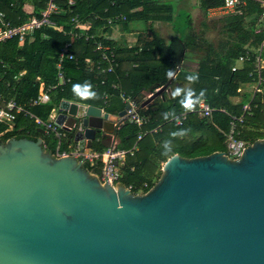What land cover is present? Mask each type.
I'll return each mask as SVG.
<instances>
[{"label": "water", "instance_id": "95a60500", "mask_svg": "<svg viewBox=\"0 0 264 264\" xmlns=\"http://www.w3.org/2000/svg\"><path fill=\"white\" fill-rule=\"evenodd\" d=\"M85 106L63 99L56 122L82 147L111 146L129 105ZM0 264H264V138L236 159L176 153L143 194L43 138L0 142Z\"/></svg>", "mask_w": 264, "mask_h": 264}, {"label": "trees", "instance_id": "16d2710c", "mask_svg": "<svg viewBox=\"0 0 264 264\" xmlns=\"http://www.w3.org/2000/svg\"><path fill=\"white\" fill-rule=\"evenodd\" d=\"M30 2L35 6L34 13H38L45 8L47 0H0V5L8 18L19 24L32 15L25 9L26 3ZM59 3L61 12L53 19L64 26V31L44 28L27 35L23 43H19L18 38L0 41V94L5 99L15 98L42 120H48L63 99L100 105L102 93L107 90L112 95L106 111L118 114L127 104L120 97L121 91L135 98L140 103L141 114L148 117L149 122L140 127L127 121L120 130L118 144L119 148L129 149L137 141L140 130L147 132L138 142V150L127 157L122 168L121 182L132 186L134 192H147L156 183L151 176L159 170L158 163L166 162L176 153L192 158L226 151V137L214 123L228 131L230 115L242 114L243 105L248 101L252 103V111L240 124L239 137L249 144L264 138V67L260 91L254 96L248 88L247 91L243 89L254 85L258 78L255 52L249 61L233 70L246 45L256 49L264 42V27L259 21L264 7L260 0H248L233 13L213 17L210 10L222 7L224 0H198L202 15L198 26L191 10L182 5L183 0H79L75 5L60 0ZM77 14L92 21L95 27L107 25L106 19L118 14L126 17L125 27L136 19L150 21V27L142 34L140 47L116 50L118 65L107 74L90 70L89 60H98L101 55L95 49V40L75 39L71 50L77 60L66 59L64 62L71 82L53 91L50 102L31 105L30 101L39 93L41 81L48 85L57 83L59 50L72 40L69 23ZM94 14L100 18L95 19ZM154 21L171 23L174 35L169 40L161 37L152 30ZM213 32H216L215 38L210 37ZM91 33L98 34V31L94 28ZM110 45L115 47L116 43L110 41ZM262 57L264 59V48ZM187 58L199 60L196 71L183 68ZM192 76L196 78L190 79ZM165 85L167 88L160 96L146 107L142 106L147 93H155ZM236 97L242 98L235 103L232 99ZM198 99L223 107L230 115L215 111L214 123L195 113L190 114L182 125L170 120ZM4 105L0 100V107ZM154 128L158 131H151ZM14 137L32 140L42 137L45 148L53 154L57 152L58 139L53 133L39 131L29 115L19 114L12 130L0 122V142ZM68 139L72 140L73 134L70 133ZM95 148L105 149L101 144ZM85 167L99 173L103 163L99 162L95 168L86 163Z\"/></svg>", "mask_w": 264, "mask_h": 264}, {"label": "built area", "instance_id": "2783aa9c", "mask_svg": "<svg viewBox=\"0 0 264 264\" xmlns=\"http://www.w3.org/2000/svg\"><path fill=\"white\" fill-rule=\"evenodd\" d=\"M60 0H47L46 6L44 9L39 11L38 13H34L31 11V16L26 19L24 22L15 24L10 18H8L7 13L2 10L0 5V41H6L13 38H18L19 43H23L26 39L27 35L34 33L36 30L44 29V28H54L60 31H64V26L59 25L54 19L53 16L57 13H60ZM69 5H75L79 0H64ZM248 0H224V5L222 9L224 11H237L240 6L245 5ZM264 7V1L260 0ZM95 19L100 18L98 15L94 14ZM20 18V17H19ZM107 25L95 27L93 22L87 20L86 18L80 17L78 14L75 15L69 25L71 29L69 33L72 35V40L67 42L61 49L59 50L58 62H57V78L58 81L56 84L48 85L45 82H40L39 93L36 98H33L30 101L31 105H41L48 103L52 100V92L55 91L58 87H63L67 83L71 82V77L67 76V73L64 68V62L66 59L77 60L76 55L72 52L71 48L73 46V41L75 39L85 38L86 40H95V49L100 52V58L98 60H89L90 70L96 71L97 74L111 73L115 70V67L118 65L117 61V49H119L120 45H116L112 47L110 45V41L114 39L112 35L113 28L122 24L126 17L122 14H118L114 17H109L106 19ZM259 21L264 27V11L259 16ZM107 26V28H106ZM96 28L98 34L91 33V30ZM106 28V31H104ZM259 31V30H258ZM101 38V39H98ZM109 43H107V42ZM264 48V42L257 47L256 49L252 48L250 44L245 46L244 54L240 55L237 60V63L233 67V70L236 71L239 69L244 62L249 61L251 59V55L255 52V68L258 73V78L255 83L256 89L253 93V96L257 91H260V84L262 83L261 70L264 67V59L262 57V52ZM105 65V66H104ZM96 69V70H95ZM105 81H102L104 84ZM113 88H117V85L114 84ZM111 93L107 90L102 93V103L100 105H95L102 109V115H104L106 111V106L109 103ZM152 94H149L150 96ZM120 97L124 102L129 105L127 110V120L130 123H135L140 127L145 126L149 119L144 116L140 112V103L133 97L126 95L124 92H120ZM0 100L4 101L5 105L0 107V122L8 125V130H12L15 126V121L19 114L29 115L34 119L37 127L44 128L47 132L53 133L54 136L58 139V149L56 156H73L78 158L84 164L88 163L91 167H96L99 162L103 163V167L98 174H101V181L109 182L112 185L116 186V184L121 182L122 179V168L126 164L127 157L129 155H133L138 150V142L144 137L147 132L140 130L138 134L137 141L135 144L129 148H119L118 139H113L112 145L106 147L104 150H93L91 148L86 147V143L84 147L80 145V141H75L74 138L72 140L68 139L69 134H74L71 130L68 131L65 128V124H58L56 119L59 114V107L54 108L48 120H42L41 118L35 116L31 112H29L25 106L19 104L15 98L5 99L3 94H0ZM74 101V100H71ZM78 104H82V102L74 101ZM88 107L92 104H86ZM215 111H222L228 113V111L223 107L213 106L206 99H198L194 105L183 110L177 115L171 117L170 120H174L177 125H182L184 121L188 119V116L192 113L197 114L201 118H208L213 122V115ZM252 111V103L248 101L243 105L242 114L240 115H230L231 122L230 128L228 131H224L220 127H218L214 122V125L218 128L220 132H222L226 137V145L227 150L225 151L227 155L236 159L242 156L244 150L251 144H249L246 140L240 138V124H243L245 121L246 114H250ZM119 125L116 123V127ZM151 131L157 132L158 128H154ZM87 141V140H86ZM64 142H68V148L61 150V146ZM147 187V183L144 184ZM132 190V186H127ZM133 191V190H132ZM134 192V191H133ZM135 194H143L145 191L141 190L138 192H134Z\"/></svg>", "mask_w": 264, "mask_h": 264}, {"label": "crops", "instance_id": "0c3cea01", "mask_svg": "<svg viewBox=\"0 0 264 264\" xmlns=\"http://www.w3.org/2000/svg\"><path fill=\"white\" fill-rule=\"evenodd\" d=\"M183 4L187 7V9H189L190 5L188 3V0H186V1L183 0ZM222 7L210 10V16L213 17V16H218V15H221V14H227V13H233V12H235V11H224L222 9ZM191 8L200 11V8L198 6V0L194 3V7H191ZM25 9H26V11L28 13H31V11H34L35 6L31 2L30 3H26ZM189 10H191V9H189ZM191 12H192V14H194L195 11H192L191 10ZM149 23H150V21H147V20L136 19V20H133L132 22H130L127 27L124 26V22L122 24L118 25V26H115L113 28V31H112V35L114 37V39L112 40V42H115L116 45L117 44L120 45L119 46L120 47L119 49H122V48H137V47H140V45H141L140 42H141L142 34L144 33V31L147 28L150 27L149 26ZM151 27H152V30L153 31L157 32L161 37L165 38L166 40H169L174 35V32H175L174 29H173L172 24L169 23V22H165V21H154V22H152ZM198 61H199L198 59L187 58L183 62V68L189 69L191 71H196L197 68L199 67V62ZM236 63H237V61H236ZM247 88L248 87H245V90ZM158 89H160V88H158ZM247 90L249 91V89H247ZM151 94H153V93H151ZM146 95H147V97L145 99H147L149 97L148 96L149 95L148 93ZM241 98L242 97H236V98H233L232 101L235 102V103H237V102H239L241 100ZM58 107H60V105ZM125 123H123L121 125V128H122V126ZM38 128H40V127H38ZM121 128H120V130H121ZM120 130H119V135H118V138H117L118 141H119V144H120V141H121L120 140ZM40 138H42V137H40ZM104 140H108V139L105 138ZM100 141H101V139H99L98 142L95 143L94 147L91 148V149L96 150L95 147H96L97 144H101L104 148H106ZM64 145L66 146L65 148H68V145L69 144H68V142H64L62 144L61 148H63ZM65 148H63V149H65ZM57 149H58V147H57ZM56 153H54V155H56ZM120 183L123 184L122 182H120ZM123 185H125V184H123Z\"/></svg>", "mask_w": 264, "mask_h": 264}, {"label": "rangeland", "instance_id": "374dc122", "mask_svg": "<svg viewBox=\"0 0 264 264\" xmlns=\"http://www.w3.org/2000/svg\"><path fill=\"white\" fill-rule=\"evenodd\" d=\"M186 1V0H185ZM197 0H188V3L190 5L189 9H191L192 11H195L193 16L195 18V22H196V26L199 25V22L202 18V15H201V11H198L196 9H193L191 7H194V3L196 2ZM183 5V3H182ZM197 11V12H196ZM210 37L211 38H215L216 37V32H213V33H210ZM248 89L249 91L253 94L255 89H256V85H249L248 86ZM243 91H245V87L243 89ZM238 100V99H237ZM165 162H159L158 165L160 166L159 170L157 171V173L155 175H152L151 178L153 179V181L155 182H158L159 179L161 178V175H162V169H163V166H164Z\"/></svg>", "mask_w": 264, "mask_h": 264}, {"label": "clouds", "instance_id": "9594fccd", "mask_svg": "<svg viewBox=\"0 0 264 264\" xmlns=\"http://www.w3.org/2000/svg\"><path fill=\"white\" fill-rule=\"evenodd\" d=\"M195 78H196L195 76L190 77V79H195Z\"/></svg>", "mask_w": 264, "mask_h": 264}]
</instances>
